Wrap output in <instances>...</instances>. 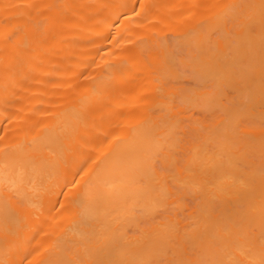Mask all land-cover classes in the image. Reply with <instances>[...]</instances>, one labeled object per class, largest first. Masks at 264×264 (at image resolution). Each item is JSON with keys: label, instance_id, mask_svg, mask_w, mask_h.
Instances as JSON below:
<instances>
[{"label": "bare ground", "instance_id": "1", "mask_svg": "<svg viewBox=\"0 0 264 264\" xmlns=\"http://www.w3.org/2000/svg\"><path fill=\"white\" fill-rule=\"evenodd\" d=\"M0 264H264V0H0Z\"/></svg>", "mask_w": 264, "mask_h": 264}]
</instances>
